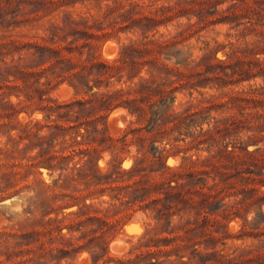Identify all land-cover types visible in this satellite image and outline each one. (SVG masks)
Here are the masks:
<instances>
[{"label":"rangeland","instance_id":"rangeland-1","mask_svg":"<svg viewBox=\"0 0 264 264\" xmlns=\"http://www.w3.org/2000/svg\"><path fill=\"white\" fill-rule=\"evenodd\" d=\"M122 1L126 9L130 3L136 6L138 19L147 15L155 20L126 22L119 18L124 10L107 12L113 0L101 4L85 0L58 5L46 16L27 15L28 20L20 13L21 23L0 22L1 45L12 38L34 41L66 15L83 19L97 36L91 53L102 61L118 59L125 46L166 42L149 44L137 77L116 83L129 90L145 82L157 90L150 103H144V114L118 107L102 114V120L89 110L85 113L100 131H107L115 147L86 141L92 130L87 125L53 139L51 156L55 151L57 156H70L67 171L56 163L53 167L42 163L38 138L50 137L52 130L35 125H45L49 115L55 119L57 113L51 111L57 103L88 102L89 96H75L66 82H54L44 102L30 103L16 89L4 91V102L15 109L8 116L0 104V242L9 232L31 230L29 224L43 217L45 208L35 200L39 194H76V189L88 197L87 203H102L104 209L112 203L116 210L124 209L111 199L109 189L99 194L87 189L86 179L78 178L76 169L85 166L91 152L101 172L139 168L135 179L170 183L193 203L188 209L180 203L163 220L145 205L117 215L108 256L101 264H264V0ZM178 5H186L187 11L175 10ZM161 7L171 10L156 16ZM22 9L29 13L30 6L23 4ZM2 59L10 63L12 57ZM76 117L72 114L68 120ZM124 137L127 145L122 151ZM71 145L75 146L69 149ZM154 147L162 150L166 168L154 161ZM61 174L75 180L67 191L59 188ZM76 209H51L49 217ZM152 238L176 240L149 246ZM62 264L93 261L83 252L74 262Z\"/></svg>","mask_w":264,"mask_h":264},{"label":"trees","instance_id":"trees-1","mask_svg":"<svg viewBox=\"0 0 264 264\" xmlns=\"http://www.w3.org/2000/svg\"><path fill=\"white\" fill-rule=\"evenodd\" d=\"M85 0H1L0 1V22L2 24L21 23L20 13L24 18L27 15H49L56 11L59 6L77 4ZM100 3L103 0H87ZM30 6L29 13L23 12L22 5ZM59 5V6H58ZM123 5L122 0H113V5H107L109 14L118 10H124L119 18L127 21L143 22L154 21L155 17L140 15L136 11V6L132 3ZM14 7V8H13ZM11 8V10H10ZM13 8V9H12ZM8 9L10 11H8ZM187 11V6L178 5L175 10ZM171 10L161 7L156 11L157 15L166 16ZM10 18V19H9ZM138 20V21H137ZM97 36L92 33V27L83 19L66 15L61 23L52 22L45 35L34 36V41L23 42L13 38L0 45V57H12L10 63L4 62L0 67V104L4 105V111L8 116H12L14 105H7L2 96L6 89H16L24 93L30 103L44 102L47 90L54 82L68 83L73 88L75 96L85 94L89 96L88 102L78 101L76 103H57V108L52 113H57L46 117L45 125L38 122L35 127L44 129L48 127L52 130L50 137H39V146L42 150L41 159L43 164L56 167L61 171L65 168L70 156H51L53 152L52 141L55 137L67 130H72L82 125L91 126L92 130L87 131L86 141L99 143V146L115 147L113 138L107 131H100L98 126L85 113L93 114L96 118H102V114L111 110L124 107L134 114H144V103H150L151 96L157 92L151 85L145 82L137 84V89L117 88L116 83H127L124 81L128 77L132 81L137 77L136 69L142 64L143 59L149 54V44L162 46L166 42H150L144 46L130 45L122 48L120 57L114 61H102L95 57L91 51L93 49V39ZM88 53H85V50ZM45 79L44 82L42 80ZM103 88L105 89L103 91ZM76 108H79L77 111ZM77 114L76 120L71 122L68 117ZM155 114V113H154ZM85 118H83V117ZM92 120V121H91ZM72 125L66 126V124ZM75 123L79 126H75ZM93 124V126H92ZM32 131H30L31 133ZM36 138V135H35ZM125 150L127 139H121ZM45 146H47L45 148ZM71 145L68 148H73ZM96 149L93 153H96ZM152 156L154 161L166 168L162 150L154 147ZM85 166L78 167L77 176L86 179V186L89 190L99 191L103 194L107 189L112 193L111 199L120 202L124 209L116 210L115 204L109 203L108 208H102L94 203H87L88 197L76 194L63 193L59 195L45 196L39 194L35 200L45 208L42 218L29 224L31 230L23 229L16 232L7 233L5 241L0 242V264H62L64 262H74L78 256L87 252L91 255L93 264H101L108 256V247L111 234L116 229L118 220L113 219L136 206H146L152 208L157 213L159 220L168 217L173 209L180 203L185 205V209L191 208V199L182 198V193L176 192L178 187L170 186V183L150 182L144 179H135V173L142 170L133 168L131 171H121L120 167L111 169L105 173L101 172L92 153ZM95 160V161H94ZM63 174H61V178ZM59 179L61 181L62 179ZM63 184L59 185L64 191L71 188L75 181L69 176H64ZM58 183V181H57ZM163 195V198L161 196ZM182 198V199H180ZM127 199V200H124ZM179 201L178 204H175ZM59 202H61L59 204ZM77 207L76 210L62 217H49L51 209L63 210ZM53 211V210H52ZM114 212V213H112ZM49 217V218H48ZM171 220V218H170ZM167 224H171L169 221ZM186 223L184 226H188ZM176 240V239H175ZM175 240H167L174 242ZM162 239L152 238L148 245L160 246ZM139 259V257H137Z\"/></svg>","mask_w":264,"mask_h":264},{"label":"bare ground","instance_id":"bare-ground-1","mask_svg":"<svg viewBox=\"0 0 264 264\" xmlns=\"http://www.w3.org/2000/svg\"><path fill=\"white\" fill-rule=\"evenodd\" d=\"M112 53V52H111ZM111 57V56H110ZM112 126V125H111ZM115 130H117V129H115ZM118 250V249H117ZM118 252V251H117Z\"/></svg>","mask_w":264,"mask_h":264}]
</instances>
